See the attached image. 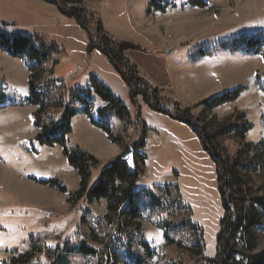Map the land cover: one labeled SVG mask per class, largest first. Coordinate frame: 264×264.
I'll use <instances>...</instances> for the list:
<instances>
[{
	"label": "rangeland",
	"instance_id": "obj_1",
	"mask_svg": "<svg viewBox=\"0 0 264 264\" xmlns=\"http://www.w3.org/2000/svg\"><path fill=\"white\" fill-rule=\"evenodd\" d=\"M58 1L65 2L66 9H82L83 17L93 25L81 30L44 0H0V29L11 41L18 37L37 43L39 53V44L53 45L55 52L50 47L45 52L55 63L44 67L42 79L86 90L79 96L87 101L91 118L110 127L118 139L115 144L106 141V135L90 125L85 114L80 116V103L70 102L74 116L66 148H79L99 162L91 170L89 188L124 145L133 149L144 136L145 147L133 149L141 170L135 187L139 203L149 210L148 191L163 184L176 185L192 213L191 223L202 230L205 257L213 258L222 207L214 164L199 138L190 127L155 111L141 97L132 99L124 78L107 58L87 50L96 35L131 45L133 49L123 56L146 89L157 94L161 107L176 104L180 111L189 110L192 121L215 136L224 160L237 156L241 162L249 161L245 145L255 148L264 139V92L257 84L264 86V51L253 55L232 53L229 48L244 36L264 33V0H167L163 14L150 10L148 0ZM191 1L206 6L196 7ZM135 54L144 56L139 62L159 66V79L169 77L172 85L157 86L138 67ZM28 77L21 60L0 51V264L41 241L52 248L57 242L74 247L85 238L89 225L106 214L104 201L70 199L69 193L79 188V178L59 146L34 144L39 130L32 123L35 108L25 102ZM101 87L123 107L125 120L119 118L118 105L102 99ZM237 88L244 92L234 102L211 111L195 107ZM231 125H250L251 130L240 140L225 132ZM38 181H56L67 193ZM252 183L263 197L264 177L253 176ZM162 218L143 212L136 222L141 240L153 253L148 264H173L176 257V247L167 245L158 227ZM261 237L259 250L264 249V232ZM67 260V264H82L75 255Z\"/></svg>",
	"mask_w": 264,
	"mask_h": 264
},
{
	"label": "trees",
	"instance_id": "obj_2",
	"mask_svg": "<svg viewBox=\"0 0 264 264\" xmlns=\"http://www.w3.org/2000/svg\"><path fill=\"white\" fill-rule=\"evenodd\" d=\"M148 1L150 10L161 14L165 12L167 0ZM44 2L57 6L62 14L73 19L83 31H88L93 25L83 17L82 9H66L65 2L58 0ZM196 2L191 1L190 4L200 8L206 6L205 3ZM99 31L101 32L100 28ZM96 37V42H90L87 51L96 50L107 58L124 78L131 98L141 97L155 111L190 127L199 138L202 150L212 160L222 207L215 255L211 259L205 257L202 230L191 223L192 213L183 203L176 185L163 184L154 191H148L145 197L150 198V202L146 203L149 210L139 203L135 187L141 179V170L137 162H134V169H129L124 164L106 165L100 171L97 183L89 188L91 170L99 162L79 148H66V138L71 134V120L74 116L70 102L80 103L90 125L101 130L111 143H118V139L113 136L110 127L91 118L87 101L79 96L86 90L69 89L49 77L42 79L44 67L50 62L55 63L49 52H45L46 47L55 52L53 45L39 44L43 51L39 53L36 50L37 43L18 37L11 41L0 29V51L13 59L21 60L28 71V96L25 102L35 108L32 123L39 130L34 144L38 147L61 148L67 164L75 170L79 178L78 190L69 193L71 200H84L89 203L104 201L106 205V214L89 225L87 235L76 246L57 242L52 248L47 242L41 241L32 244L27 252L6 259L3 264H67L68 257L72 255L80 257L82 264H148L153 253L147 243L141 240L140 227L136 224L143 212L163 216L158 227L163 230L167 245L176 247L173 264H264V249L259 250L261 234L264 232V196L258 194L252 183L253 176L264 177V139L255 148L245 145L249 161L241 162L237 156L224 160L217 149L219 144L214 142L215 136L193 122L189 110L180 111L176 104L168 108L161 107L157 94L148 91L144 82L137 78V74L123 56L126 51L133 49L131 45L115 43L103 35ZM243 51L260 55L264 51V33L244 36L229 48L232 53ZM257 84L264 92V86L260 82ZM94 86L97 88L99 85L95 83ZM98 90L104 101L119 106L103 87ZM243 92L244 88H237L203 100L195 107L211 111L236 101ZM123 111V107L119 106L118 114L122 121L126 119L121 116ZM249 130L250 125H231L225 132L242 140ZM144 147V136H141L133 149L140 150ZM38 182L59 193H67L56 181Z\"/></svg>",
	"mask_w": 264,
	"mask_h": 264
},
{
	"label": "crops",
	"instance_id": "obj_3",
	"mask_svg": "<svg viewBox=\"0 0 264 264\" xmlns=\"http://www.w3.org/2000/svg\"><path fill=\"white\" fill-rule=\"evenodd\" d=\"M78 28H80L76 23H74ZM81 29V28H80ZM82 30V29H81ZM98 52V51H97ZM99 54H101V55H103L102 53H100V52H98ZM104 56V55H103ZM105 57V56H104ZM134 60H135V62H136V64L138 65V67L142 70V71H144V73H146V74H149L150 76H151V80L157 85V86H162V83L164 82L165 84L164 85H172V79L171 78H169V77H166V78H164V79H159L160 77H158L157 76V73H159V72H157V69H159V66H156V65H154L153 67H150V66H148L149 64H148V62H139V59H141V60H143L144 58V56H142V55H138V54H135L134 55ZM150 57V56H149ZM149 57L147 58V60H149ZM139 58V59H138ZM151 62V61H150ZM153 63H155V62H153ZM165 71H166V69H165ZM171 87V86H170ZM78 107V111H79V114H80V116H83L84 115V112H83V107L82 106H77ZM81 113H82V115H81ZM84 117L87 119V117L84 115ZM85 118H83L84 120H85ZM82 119V120H83ZM88 120V119H87ZM71 125H72V123H71ZM106 141H108V138H107V136H106Z\"/></svg>",
	"mask_w": 264,
	"mask_h": 264
},
{
	"label": "water",
	"instance_id": "obj_4",
	"mask_svg": "<svg viewBox=\"0 0 264 264\" xmlns=\"http://www.w3.org/2000/svg\"><path fill=\"white\" fill-rule=\"evenodd\" d=\"M135 152L132 149V147L128 144L124 145L123 150L121 153L113 158L111 161H109L110 165L113 164H124L126 165L129 169H134L135 168Z\"/></svg>",
	"mask_w": 264,
	"mask_h": 264
},
{
	"label": "built area",
	"instance_id": "obj_5",
	"mask_svg": "<svg viewBox=\"0 0 264 264\" xmlns=\"http://www.w3.org/2000/svg\"><path fill=\"white\" fill-rule=\"evenodd\" d=\"M146 87H148V86L146 85Z\"/></svg>",
	"mask_w": 264,
	"mask_h": 264
}]
</instances>
